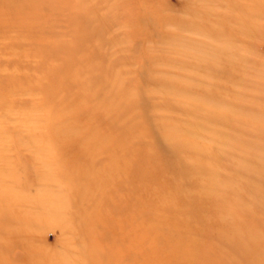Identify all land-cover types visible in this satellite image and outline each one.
I'll return each instance as SVG.
<instances>
[{
  "label": "rangeland",
  "instance_id": "rangeland-1",
  "mask_svg": "<svg viewBox=\"0 0 264 264\" xmlns=\"http://www.w3.org/2000/svg\"><path fill=\"white\" fill-rule=\"evenodd\" d=\"M0 264H264V0H0Z\"/></svg>",
  "mask_w": 264,
  "mask_h": 264
}]
</instances>
